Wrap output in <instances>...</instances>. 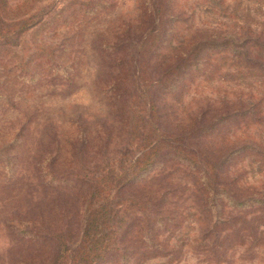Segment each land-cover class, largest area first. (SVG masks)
Returning <instances> with one entry per match:
<instances>
[{
	"label": "rangeland",
	"instance_id": "374dc122",
	"mask_svg": "<svg viewBox=\"0 0 264 264\" xmlns=\"http://www.w3.org/2000/svg\"><path fill=\"white\" fill-rule=\"evenodd\" d=\"M9 1L17 3L18 0ZM66 1L31 0L26 13H34L40 19L37 24L23 31H20V23L17 22L23 15L0 9V34L5 35L4 39H0L3 41L0 79H5L3 87H6L3 99H0V157L4 159V164H0V264H14L13 256L18 257L29 248L25 242L13 236L6 223L7 219L18 213L23 215L27 210L53 215L51 206L54 203L74 209L71 205H76V198L67 189L64 191L61 187L47 185V180L39 176V163L44 155L53 152L58 145H62L64 152L66 140H71L78 129L83 128L91 129L93 135L104 134L106 131L114 133L111 142L101 147L95 146L86 160L70 162V170H79L81 173L78 182L84 188L92 190L94 183L103 187L110 183L111 203L108 208L113 211L108 214L111 215L108 221L110 229H105L107 237H104L108 252H123L125 245L131 248L133 254L126 264H260L255 257L249 260L243 256L239 249L232 252L228 259L213 261V255L207 251L211 238L210 213L198 194L194 175L188 167L176 164L172 155L165 156L160 167H156L137 183L129 186L119 182H123L122 176L127 166L146 145L155 141L157 133L162 132L165 141L178 139L181 141L180 147L194 151L196 139L193 135L202 127L203 122L191 121L187 124L192 115L202 108L215 107L219 110L224 101L247 99L252 93L264 91V73L254 66L236 63L234 55L226 51L206 53L208 59L199 69L191 71L174 90L169 87L167 90L165 86L173 75L166 74L168 62L161 63V57L169 54L174 44L196 29H228L235 25L236 15L241 18L237 22L256 23V27L264 30V16L260 17L252 10L248 13L237 10L240 3L236 0L223 2L227 7L229 1L230 6H236L234 12L229 8L215 7L208 0H175L173 11L179 14V19L172 24L169 44L155 50L157 39L147 36L142 43L130 34L129 39H126L131 62L129 86L125 89L124 97L132 120L130 125H126L107 109L101 91L102 81L114 68L113 54L103 39H110L117 24L136 14V0H105V6L96 8L94 14L84 16L80 13L56 27L51 24L40 28L43 17H48L65 5ZM242 2L251 7L253 0ZM155 24L158 26L157 19ZM157 26L153 30H157ZM57 30L72 31L74 35L73 39L66 40L69 49L76 48L75 54L73 50L69 54L74 60L69 76L61 72L53 81H43L31 91L18 89L17 82L8 81L19 72L18 61H26L34 51H38L42 42L55 44L60 41L61 37L56 35L59 32ZM52 57L58 58L57 55ZM5 64L6 67H2ZM162 101L166 105L162 106ZM165 111L173 121L172 126L158 117ZM18 133L20 140L11 141ZM246 135L263 138V123L240 120L226 124L214 135L210 134L208 140L216 147H222ZM9 142H13L12 147H8ZM162 147V150H173L167 145ZM7 153L12 159L10 163L4 156ZM237 159V163L231 167L232 173L253 183L264 179L262 159L254 154L239 156ZM86 174L89 176L86 177ZM100 176L101 181L96 182ZM111 179H114L113 183L109 182ZM158 188L166 189L162 209L166 214L167 226L149 232L146 227L155 213L152 212L148 189ZM81 212L75 211V215L69 219L73 230L68 235L67 243L73 241V244L70 243L71 255L66 257L68 264L73 260V249H77L82 235L80 227L84 225L86 214ZM67 221L68 218H62L58 224L49 227L55 228ZM147 232L158 239V245L148 246L151 243L145 236Z\"/></svg>",
	"mask_w": 264,
	"mask_h": 264
},
{
	"label": "trees",
	"instance_id": "16d2710c",
	"mask_svg": "<svg viewBox=\"0 0 264 264\" xmlns=\"http://www.w3.org/2000/svg\"><path fill=\"white\" fill-rule=\"evenodd\" d=\"M208 1L215 7L235 11L236 6L233 7V4L230 6V1L228 7L224 5L225 0ZM236 1L240 3L236 7L237 10L245 13L252 10L260 17L264 16V0H253L251 7L243 5L242 0ZM174 2L175 0H136V14L127 21L117 24L110 39H103V43L113 54L114 68L113 72L102 81L101 91L107 109L116 114L122 120V124L130 125L132 120L130 109L125 106L126 98L124 97L125 89L129 86L128 77L131 64L126 39L128 40L132 34L143 43L145 37L151 36L158 40L155 43V50L166 43L169 44L172 37V24L179 19V14L173 11ZM105 4V0H67L65 5L63 4L50 13L48 17H43L39 27L43 28L51 24L56 27L59 23H65L80 13L84 16L94 14L96 8L105 6ZM30 5L31 0H18L17 3L0 0V9L23 15L17 19L20 23V31L39 22L40 18H36V14L26 13ZM155 19L158 20V26L155 24ZM240 19L235 15V25L228 29H196L174 44L172 51L160 59L163 64L168 62L166 66L169 68L166 74L173 75L165 89L168 90L169 87L170 90H174L178 83L182 84L191 71L199 69L207 61L206 53L211 51H226L234 55L236 63L254 66L264 73V30L262 27H256V23L237 22ZM155 26L158 27L157 30H153ZM57 31L59 32L56 35L57 37L59 35L61 40L55 44L42 42L37 48L38 51H34V54L26 61H18L19 72L16 73L15 78L8 81L17 82L18 89L27 92L37 88L43 81H53L61 72L69 76L74 60L72 55H69L73 49L66 46V40L73 39L74 35L68 30ZM4 36L0 34V39H4ZM1 42L3 41H0V51L2 50ZM141 46L143 48V44ZM75 51L76 48L73 50L74 54ZM52 55H57L58 58ZM6 65L2 67L5 68ZM4 80L0 79V99H3V91L6 88L3 87ZM250 95L247 99L224 101L219 110L214 109L215 107L202 108L192 115L193 118L191 119V116L187 124L191 121L203 122L202 127H199L193 135L196 139V143L193 142L196 148L194 151L180 147L181 141L178 139L170 138L165 141L162 138L165 135L160 131L161 133L155 136V141L149 146L146 145L145 149L136 155L133 162L127 166L122 176L123 182H119L129 186L137 183L156 167H160L167 155H172L176 164L188 167L197 181L198 194L211 216L210 248L206 249L209 255H213L214 262L228 259L232 252L239 249L242 251L241 254L249 260L255 257L260 264H264V179L253 183L232 173L231 168L237 163L239 156L254 154L264 161V137L256 139L246 135L222 147H216L211 140H208L210 134L214 135L224 125L240 120L263 123L264 126V91ZM161 104L164 106L166 102L162 101ZM1 110L2 104L0 103ZM158 117L162 118V121L166 120V123H170L171 126L173 125L168 112L165 111ZM206 119L208 120L204 121ZM91 131L89 128L78 129L71 140H66L64 152L62 145H58L53 152L42 157L39 163L41 169L39 176L46 179L47 185L51 187L58 186L64 191L69 190V193L76 198L77 206L71 205L74 210L54 203L51 206L54 211L53 215H44L35 211L31 213L27 210L23 215L18 213L7 219L6 223L13 236L25 242L26 247H29L18 257L12 255L14 264H68L66 257L71 255L70 243L73 242L67 243L68 235L73 230L72 221L69 219L75 215V211L76 213L83 211L86 218L84 225L80 227L82 235L79 245L77 244L78 247L76 246L77 249H73L71 264H119L122 262L126 264L133 254V250L126 245L123 247V252L116 253L108 252L105 247L104 237H107L105 229L109 228L108 221L111 218L108 214L113 211L112 208H108L111 203L110 183L104 187L96 186L98 184L94 183L95 186L90 190L78 182L81 174L79 170H70L72 160H86L95 146L101 147L111 142L114 136V133L110 131L104 134L98 133V135H93ZM18 135L19 133L11 141H19ZM162 142L165 146L172 147L173 150H162L164 146ZM12 143L9 142L8 147H12ZM4 156L8 163L12 161L8 153ZM67 161H69L68 164ZM0 164H4V159L1 157ZM101 179V176L98 177L96 182ZM113 181L114 179H111L109 182L113 183ZM162 189H148L152 212L155 213L146 227L149 232L167 226L166 214L162 209L166 189ZM62 218H68L66 224L61 223L55 228L49 227L51 224H58ZM44 223L47 225H43ZM51 229L58 232L50 231ZM149 232L145 235L151 243L148 246L154 247L158 245V239L152 237ZM142 245L146 246L144 243Z\"/></svg>",
	"mask_w": 264,
	"mask_h": 264
}]
</instances>
